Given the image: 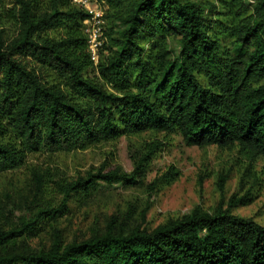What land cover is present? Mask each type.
<instances>
[{"label":"trees","instance_id":"1","mask_svg":"<svg viewBox=\"0 0 264 264\" xmlns=\"http://www.w3.org/2000/svg\"><path fill=\"white\" fill-rule=\"evenodd\" d=\"M68 1L39 8L14 0L4 15L10 27L0 28V171L31 150H70L145 130L177 133L187 145L238 144L264 155V0L247 13L244 0H224L236 15L219 26L198 0H105L123 25L97 63L109 88L90 73L95 67L81 29L89 13ZM168 38H176V50ZM157 146L150 144L129 171L100 165L59 183L60 204L0 230V264H264V225L232 211L249 191L211 210L195 205L150 230L110 218L87 238L16 246L19 236L59 216L73 193H89L100 182L140 184ZM36 175L40 189L44 180Z\"/></svg>","mask_w":264,"mask_h":264},{"label":"rangeland","instance_id":"2","mask_svg":"<svg viewBox=\"0 0 264 264\" xmlns=\"http://www.w3.org/2000/svg\"><path fill=\"white\" fill-rule=\"evenodd\" d=\"M36 7L47 8L52 0H33ZM210 22L218 17L219 23L236 15V8L224 0H198ZM70 6L83 7L89 15L82 20L81 29L86 37L87 52L94 71L91 75L103 83L97 63L108 54L110 35L122 28L120 20L112 15L105 0H69ZM246 13L255 0H244ZM14 0H0V28L8 29L6 11ZM220 17V18H219ZM53 33V32H52ZM230 38L224 37L228 44ZM176 38H168L167 46L178 48ZM110 87L109 83H103ZM157 143L140 184L120 181L100 182L86 194L73 193L66 209L56 218L45 219L36 233L19 236L16 246L34 249L47 248L54 236L62 243L80 240L101 233L110 218L125 228L140 225L152 229L169 218L190 211L195 205L211 210L216 204L226 206L234 198L249 195L232 207L240 216H250L264 225V155L246 148L230 146L187 145L177 133L145 130L122 134L116 138L99 140L70 150L50 151L45 148L28 151L23 161L10 169L0 171V230L19 227L22 219L34 216L38 208L48 204L57 206L62 199L59 183L85 175L89 169L103 165L104 169L119 166L129 171L134 159ZM172 169V177L154 179ZM36 174L44 183L38 189ZM148 186H155L150 189ZM19 264V263H17Z\"/></svg>","mask_w":264,"mask_h":264}]
</instances>
